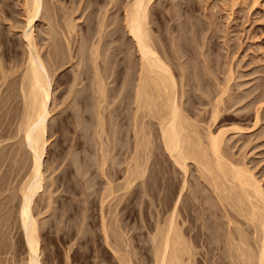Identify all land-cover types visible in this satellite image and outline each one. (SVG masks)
Here are the masks:
<instances>
[{"label": "rangeland", "instance_id": "374dc122", "mask_svg": "<svg viewBox=\"0 0 264 264\" xmlns=\"http://www.w3.org/2000/svg\"><path fill=\"white\" fill-rule=\"evenodd\" d=\"M127 1L115 0L116 3L113 1L110 4L108 0H46L49 6L51 2L54 4V6L51 4L50 8L53 6L52 9H54L55 14L57 13L55 16L59 22L56 21L61 26H58L59 24L54 26L55 20L51 19L48 22L46 18H44L45 20L36 21L37 25L35 24L36 41L40 43L38 45L40 52L45 57L48 51H52V55H55L57 51L59 52V49L60 51L63 49L62 52L67 51L62 34L66 29L63 30L62 24L66 23V20L70 18L69 10L72 11L74 9L71 17H74L77 23L76 30L71 31L72 33H69L70 37L68 38V43L71 41L68 46L72 44L71 48L74 58L72 57L70 62H65L68 64L64 63L61 67L56 68L53 75L54 84L50 106L51 119L49 120V126L51 127H48V136L49 133L51 134L48 138L49 145L47 148L48 153L46 154V163L49 165L52 160V165L48 167L45 163V168L51 170L52 167L54 169L55 165L57 168H55L53 173L51 172L52 175H49L50 170L47 169L48 172H46L47 170L45 171L44 189L49 188L48 190L51 191L53 199L46 198H51L49 197L51 195L49 192L48 195L44 194L45 196L43 195L44 197L42 196V198L40 195L38 200L36 199L38 205L35 202L37 205L35 207L40 206L38 209H41L39 213H36L38 209H35L39 228L40 264H125L124 262L127 261L130 264H152L153 241L151 236L154 234L155 225L166 217L162 204L164 205L165 203L166 194L168 196L173 188L176 191L175 189L179 187L178 185L183 179L182 172L174 168L161 146L159 147L160 149H154V145L158 144L159 140L156 142L157 138L155 137L156 139L154 140V137L150 136V138L153 137L150 145L153 144L152 150L154 152H151L146 161L144 177L137 180V186L135 185L136 195H133L130 190L127 191L123 187L124 175L122 168L124 164L117 163L115 149L118 145V138L122 137V142L124 143L122 151H124V154L121 157L129 155V140H133L130 117L132 116L134 105L132 97H128L127 92H134L132 85L135 82L134 76H136V68L139 65V58L134 43L124 27L123 17ZM106 8L108 11H105ZM47 9L49 10V8ZM20 12V6L17 3L15 4V0H0V13H2L0 15V61L4 71L10 70V64L11 66L14 64L15 66L12 69H15L18 61L20 63V59L24 56L22 55L23 46L21 41H19L18 34L20 31L19 26L21 25ZM101 19L104 22V28L101 32L102 36L103 34L104 36L101 42L105 41L98 44L100 52L102 51L100 54L102 59L98 58L101 60L102 69L103 67L105 69V66L113 67L114 80L107 85L114 87L116 96L112 98L114 99V101L112 100L113 103L110 97H107L106 101L102 103V127H98L100 136L96 140L93 132L95 131V119L93 116L95 100L94 93H92L88 83L90 82L89 78L92 76L90 75L92 73L91 64L90 60H88L90 48L88 46L91 44L90 41L92 43L96 42L91 39L95 40L98 38V25ZM147 25L151 29L152 37L156 39L154 41L158 43L157 48L159 47L161 53L165 51L167 54L164 53V55L170 60V65L173 64L171 67H173L172 71L176 75V79L179 80L181 76L178 69L179 66L176 64L179 59L180 62L183 60L186 63L184 66L190 71V73L187 69L183 71L186 72L184 76L190 74L191 76L188 78H192L191 82L187 78L188 84H186V78V82L184 81L186 84L184 90L186 89L187 91L185 90L186 93L182 97L184 102H182V105L185 110L182 109L183 112L192 109V112L189 111L191 115L185 112V115L194 118H191L192 120L196 121L198 118V113L193 114V112H196V110L198 112L199 109L198 115H202L206 112L205 108L208 109L209 107L205 104L201 105L202 99L198 101L197 96L203 98L204 102V98L209 99L213 95L214 89H216L213 88V83L217 84L219 82L216 86L220 87L221 84H224L225 77L229 75L230 78L232 77L229 79L228 89L223 95L224 100L225 102L228 100V104L230 103L229 101H240V97L242 100L236 102L237 104L227 110L230 113H234L233 110H236V112L234 114L231 113V116L224 120L222 125L228 128L231 125L243 126V131L245 132L240 135L238 133L233 135L232 132H228L226 141L229 143L233 142V147L231 145L232 150L230 149V151L235 154V157L243 155L249 167H252L253 172L262 178L261 182L264 184V101L262 103L259 101L260 104H256V106H261L259 110L260 122L255 127H250L249 130L246 129V126L247 128L251 126L254 120L252 114L255 104L251 100L258 92L264 90V0H152L148 6ZM54 32L58 33L55 34ZM110 38H112L113 44H106V40ZM174 43L178 44L177 49ZM109 45L112 50L109 48L111 51L108 50L110 52L105 53L104 51L108 49ZM104 47L106 49H103ZM112 51L114 65L110 64L109 60L104 63V58L105 60L109 59L107 54L112 53ZM199 51L210 52L211 57L209 59L212 60L213 58V61L210 62L213 71L208 69L210 68V65H208L209 60L206 61L209 67H205L203 63L198 61L201 56L203 57V55H199L201 54ZM180 52L184 54L179 59H176L177 61L173 59L172 54L176 56ZM209 52L206 55L209 56ZM102 54H105V56L103 55L102 57ZM76 57H81V61L80 59L78 61ZM202 66H204L206 71L211 72L210 74L212 75L207 77L209 73L205 71V78L203 75L204 70L201 69ZM18 67L21 68L20 66ZM17 68L16 70H11L12 73L21 70ZM79 69L83 71L84 82L78 88L74 86L77 90L79 87L81 89L75 91V93L70 91L73 97L71 93L68 94V96L71 95L68 97L66 93L71 86H69V82L72 84L70 79L73 77L72 74ZM229 70L232 75L229 74ZM5 72L7 75L9 74L8 71ZM84 73H89V75ZM14 74L10 78L7 76L4 82L1 78L0 81L2 82H0V85L3 84V88L0 87L1 97L9 93L8 88L13 85ZM17 74L18 72H16ZM207 78L211 79L210 82ZM213 79L216 80L214 81ZM201 80H204V82L202 81V83ZM7 81L11 83H6ZM198 81L200 88L202 87L201 90L197 88L196 84H198ZM5 83L11 84V86L8 87ZM83 84L85 85L84 87ZM71 87L73 89V86ZM205 88L207 91L214 90L211 96H208L211 91L207 94L205 90L206 94H203ZM11 93L12 90L10 89ZM14 101L15 104L11 102L12 104H10L9 108L11 111L13 110V113L16 104L17 106L20 104L19 101H17L18 103H16V100ZM201 106H205L204 108L202 107L205 110L204 112L202 110L203 113L200 112ZM4 107L3 109L0 108V119H3L5 115L10 117L9 115L13 114L12 112H10L11 114L9 113L10 110L7 111V106L6 108ZM4 112L6 113L5 115ZM2 113L4 116L1 115ZM5 119L6 121L3 119L5 124L2 126L4 128L7 123V127L4 130L8 131L9 128L11 130L14 127L13 119L9 120L10 122H7L8 118ZM198 123L201 126L203 122ZM149 131L155 132L156 130ZM6 137L9 138V135H6ZM6 137L5 139L8 140ZM9 139L11 142L14 141L12 138ZM7 140L3 142L10 144V141L8 140L7 142ZM95 140L97 143L98 141L99 144L101 143L100 145L103 146L107 153L105 166L114 190V194L106 199L104 198L105 180L99 174V169L96 171L94 165V155L97 147ZM59 158H64V160L61 159L63 162L61 161L60 163ZM195 176V167L193 163L189 162L187 178L190 191H188V196L186 195L184 200L188 202L191 199L194 203L198 200L200 202L195 204L208 205L209 202L203 196L205 192L199 190L201 187L199 188L200 185L197 183ZM145 179H147L146 184H144ZM47 189L42 194L47 193ZM43 198L45 200L42 201ZM102 198H104L103 203H101ZM46 200L52 201L49 203V207L45 203ZM188 203L181 205L180 216H178V220H182V223L184 219H187L182 225L184 232L199 231L207 234L213 231L212 235L214 237L210 240V244H207L208 246L197 240L191 242L192 251H194L196 257L192 264H228L226 262L227 258L224 259L226 254L224 250L226 249L222 237L216 238L217 236H215L218 232L221 233L222 230L220 228L213 229L209 226L212 223L214 224L216 218L213 216H205V219L203 217L198 218L199 220L194 218L195 214L199 215L200 210L197 207L189 208L190 205ZM102 218H105L104 220L107 223L108 236L106 239L101 231ZM190 218L193 223H190ZM203 226L204 228H202ZM207 227L209 228L207 229ZM18 235L19 233H16L15 238ZM208 247L211 250L210 253L205 252ZM19 250L21 252L17 253V258H15L18 259L19 257L21 261L18 260L21 263L19 262L18 264H23L24 248L19 247L17 252ZM223 251L225 252L224 254ZM204 253H206V256H204ZM6 256L3 254L5 260ZM9 259L8 255L5 264H8ZM10 262L11 260L9 264Z\"/></svg>", "mask_w": 264, "mask_h": 264}, {"label": "bare ground", "instance_id": "6f19581e", "mask_svg": "<svg viewBox=\"0 0 264 264\" xmlns=\"http://www.w3.org/2000/svg\"><path fill=\"white\" fill-rule=\"evenodd\" d=\"M108 1L109 3L115 2V0ZM151 1L152 0H128L125 4L123 17L124 27L134 43L139 58V65L138 68H136L137 72L135 71L136 76H134L135 82L132 85L134 87V92H127V96L132 97L131 99L134 105L131 114L132 118L130 117L132 121L133 140H129V155H125L126 157L124 156V158L121 157V155L124 154V151H122L124 143L122 142V137L118 138L115 156H117V163L124 164L122 168L124 175L123 187L127 191L130 190L133 195H136L137 190L135 187L137 186V180L140 178L142 179L145 175L146 161L151 152H154L152 150L153 144L150 145V143H152L151 138L153 137L154 140L157 138L156 142L159 140V145L155 144L154 149H160L159 147L161 146V149H163V152L168 160H170L171 164H173L174 168L179 169L183 174V179L180 181V185H178L179 187L175 189L176 191H174L173 188L168 196L166 194L165 203L164 205L162 204V209L166 217L155 225L154 234L151 236L153 241L152 264H192L196 257L194 251H192L191 242L197 240L208 246L207 244H210V240L214 238L212 235L213 231L207 234L199 231H194L192 233L190 231L184 232L185 230L182 229V225L187 219H184L182 223V220H178V216H180L179 211L181 205L188 202V205H190V207L188 206L189 208L197 207L198 210H200L199 213L196 212L199 215L195 214L194 218L198 219L203 217L205 219V216H213L216 218L214 224L212 223L209 226L213 229L220 228L222 230L221 233L218 232L215 236H217L216 238L222 237L226 249L224 250L226 251L224 259L227 258L228 261L226 260V262L228 264H264V184L261 182L262 178L258 177L256 173L253 172L251 169L252 167H249L243 155H241L242 157H235V154L230 151L231 145L233 147V142L229 143L226 141V134L228 132H232L233 135H236L235 133L240 135L245 132L243 131L244 127L231 125L228 128L222 125L223 121L231 116L232 112L230 113L228 111V113L227 110L239 101H229L233 103L228 104V100L225 102L223 97L224 93L227 91L226 89H228L227 85H229V79L232 77L230 78V75L225 77L224 84H221L222 87L216 86L219 82L217 84L213 83V88H216L214 89L215 91L213 90L214 93L211 91L212 89L210 92L205 88L203 92L206 90L207 94L210 92L208 96H211V93H213V95L209 99L204 98V102L203 98L197 96L198 101L202 99L201 105L205 104L209 106L208 109L205 108L206 112H204L205 110H203V106H201L200 112L203 110L205 114L198 115L199 109L198 112L197 110L193 112V114L198 113V118L195 115V119L197 118L196 121L191 119L193 118L192 116L191 118L188 117L190 114L189 111L192 112V109L185 111L186 114L188 112V115H185V112H183L184 106L182 104L184 102L182 97L186 93V89L184 90V88L189 82L188 79L191 82L192 77L188 78L191 76L188 73L187 76L185 75L186 77L184 76L186 72L183 71L187 69L186 66H184L186 63H184L183 60L180 62L179 59L184 53L181 54L180 52L181 55L177 53L178 55H174L175 57L172 54L173 59H179V62L176 60L178 62H176V64L180 67H178V69L181 76L179 80H177L176 75L172 71L173 67L171 66L173 64L170 65V60L164 55V53H167L164 50H162L164 52L161 53L159 47L157 48L158 43L155 42L156 39L152 37L153 35L150 32L151 29H149L150 27L147 25L148 6ZM45 2L46 0H15V4L17 3L21 10L19 13V15H21V25L19 26L20 28L18 27L20 29L18 34L20 38L19 41H21L23 46L22 55L24 56H22L20 59L21 62L19 63L18 61V65L16 66V68L20 66L21 68H18L21 70L12 73L11 70H16V68L12 69L15 65L13 64V66H11L9 63V67L11 68L5 71H8L9 74L15 73L14 79L12 80L13 85L6 84L10 82L7 81L5 84L12 88L5 87L9 89V91L7 89L9 93H6L4 96L3 93V97L0 96V108L3 109L4 106V108L7 106V111L10 110L9 113L13 111L9 109L11 106L10 104H12L11 102L15 104L14 100H16V103H18L17 101L20 103L19 106L16 104L15 109L12 107L14 113L12 112L13 114L9 115L10 117L5 115V112L4 115L7 117H5L3 113L1 114L4 116L3 119L5 121V118H8L7 122L13 119L14 127H12L11 130H9L10 128L8 131L4 130L5 127H7V123L3 128L2 125L5 124V122L3 119H0V264H5L7 262L8 255L10 257L8 264L10 260V264H18L21 261L19 257L18 259L20 261L16 259L17 253L21 252V250L17 252L19 247H23L25 250V252L23 250L25 254V256H23V264L41 263L38 239V219L35 214V209L40 208V206L36 208L35 205L37 204L36 199L38 200L40 195L42 198L44 194L48 195L50 192L51 195L49 194V197L52 196L51 191L48 190L49 188H46L48 190L47 193L42 194V192H44V190L46 191V189H44L45 173L50 170L48 168L47 170L45 166L48 165L46 163V154L48 153V138L51 134L49 133L48 136V127H51L49 126V120L51 119L50 106L52 103V90L54 84L53 75L56 68L61 67V65H64L67 61H72V57L74 58L72 55V44L68 46V44L71 43V41L68 43V38L70 37L69 33L71 34L75 27H77L74 17H71L74 9H72V11L69 10L68 13L71 14L69 15L70 18L66 20V23L64 22V24H62L63 30L66 29V31L62 33L64 44L66 43L65 45L67 47V51L65 50L66 47L64 50L68 53L65 51L62 52L63 49L62 51L59 49V52L57 51L55 55L51 54L52 51H48L46 56L43 57L40 52V47L38 46L40 43L36 41V21L41 19L45 20L44 18H46L48 22H50L51 19L55 20L54 26L59 24L57 23L58 18L55 16L57 13L55 14L54 9H52L54 4L51 2L53 6L50 8L51 4L49 6V3L46 2V7ZM47 8H49V10ZM47 11L53 13L49 14ZM105 11H108L107 8ZM1 14L2 13H0V15ZM104 14L106 15L105 12ZM103 24L104 22H102L101 19L98 25V38H96L97 40L91 39L93 42H96L92 43V41H90L91 44L88 46L90 47L88 60H90L89 62L92 69L90 75L92 76L90 78L88 77L90 82H87L91 87L92 93H94L95 100V109L93 111L95 125H93L96 129L94 128L95 131H93L94 139L100 136L98 127H102V103L106 101L107 97H110L111 101H114L112 98L116 96L114 87L108 86L114 80L112 72L113 67L105 66V69L104 67L102 69V63L100 64L101 60L98 58H101L100 54L102 52H100L98 44L105 41L103 39L104 41L101 42L104 36V34L102 36L101 33L104 28ZM58 26L61 25L59 24ZM54 33L57 34L58 32ZM112 41V38H110L106 40V44H113ZM175 45L174 43V46ZM109 48L110 45L104 52H110L112 47L110 48L111 50ZM103 49H106V47ZM202 52L199 51V53H201L199 55H203V57L201 56V61H198L203 63L205 67H209L208 65H210V68H208L210 71V62L213 61V58L212 60L209 59L211 57L209 51ZM208 52L210 54L209 56L206 55ZM103 55L105 56V54H102V57ZM107 55L109 59L105 60L104 58V63L109 60V63L114 65L113 51ZM79 59L81 61L82 58H78V61ZM174 61L172 62L175 63ZM206 61H208V65ZM22 62L23 64H21ZM1 64L0 61V80L2 78L4 82L5 78H7V76L10 78L12 74L7 75ZM204 66H202L203 68L201 67V69L204 70L203 75L206 78L205 74L208 71L204 69ZM81 70L79 69L72 74L73 77L70 79L72 84L69 82V86H73V89L71 86V89L68 88L69 91L66 93L67 96L71 93L73 97L72 92L75 93V91L81 89L79 87L77 90L78 86H82L84 82V77L82 75L83 71ZM211 71L213 70L211 69ZM16 72H18L17 75ZM228 72L229 74L232 73H230V70ZM208 73L209 75L207 74V77L212 75L210 74L211 72ZM86 75H89V73ZM185 78L187 81L186 84L184 83ZM210 78H207L209 82L211 80ZM202 81L204 82V80H201V82ZM197 83L198 84H195L199 89L200 83L199 81ZM2 85L3 84L0 85L1 88H3ZM74 86H77V88ZM84 86L83 84V87ZM10 89L12 90L11 94ZM203 94L205 95L206 93L204 92ZM241 100L240 97V101ZM251 101H254L255 104L252 114L254 120L251 126L248 128L246 126L248 130L250 127H255L261 120L259 115L261 106H256V104H260V102L262 103L264 101V90L258 92ZM233 112L235 113L236 110H233ZM198 122H203L204 125L202 123L200 126ZM213 125L214 127L212 128ZM149 130L156 131L152 132ZM6 135H9V138L14 139V141L11 142ZM150 136L153 137L150 138ZM5 137L8 138L10 144L3 142L7 140ZM96 140L95 145H97V147L95 149L94 165L96 171L99 169V174H101V177L103 176L105 180L106 187L104 198L106 199L114 194V190L111 178L109 177L110 175L109 173L107 174L105 166L107 153L103 146L100 145L101 143L99 144V141L97 143ZM61 159L59 158L60 163L64 158ZM189 162L193 163L195 167L196 181L200 185L199 188L201 187L199 190L205 192V194L203 193L204 195H201L209 202L208 205L202 203L195 204L196 202H200L198 200L195 203L191 199V202H185L184 200L186 195L188 196V191H190L187 178ZM50 163L49 165H52V160ZM55 168H57L56 165L54 169L53 167L51 168L49 175L51 172L53 173ZM52 179L54 178L52 177ZM146 180L147 179H145L144 184H146ZM51 182L54 183L53 180H51ZM46 198L53 199L52 197ZM104 198L101 199V203H103ZM43 200L45 199L43 198L42 201ZM50 202L48 200L45 201V203L48 204L47 207L50 206ZM46 205L44 206L46 207ZM40 210L38 209L36 213H39ZM101 216L104 217L103 215ZM188 217H190V215H188ZM104 219L105 218L101 219V231L106 239L108 232L107 223ZM189 221L193 223L191 218ZM202 228H204V226ZM208 228L209 227H207V229ZM16 233H19V235L15 238ZM209 247L206 248V253H210L211 250ZM113 250L115 251V249ZM224 251L223 254L225 253ZM206 253H204V256H206ZM3 254H5V256L7 255L6 260ZM124 263L130 264L129 261Z\"/></svg>", "mask_w": 264, "mask_h": 264}]
</instances>
